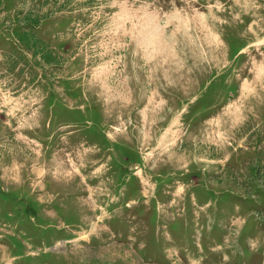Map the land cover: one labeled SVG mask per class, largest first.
Instances as JSON below:
<instances>
[{
	"label": "rangeland",
	"instance_id": "obj_1",
	"mask_svg": "<svg viewBox=\"0 0 264 264\" xmlns=\"http://www.w3.org/2000/svg\"><path fill=\"white\" fill-rule=\"evenodd\" d=\"M188 259L264 264V0H0V264Z\"/></svg>",
	"mask_w": 264,
	"mask_h": 264
},
{
	"label": "flooded vegetation",
	"instance_id": "obj_2",
	"mask_svg": "<svg viewBox=\"0 0 264 264\" xmlns=\"http://www.w3.org/2000/svg\"><path fill=\"white\" fill-rule=\"evenodd\" d=\"M66 3L65 1H62V3ZM75 3V2H74ZM73 3V4H74ZM66 5V4H65ZM19 20H21V21H23V25H22V29L25 31V32H27V33H29L31 30H30V28H29V26H31L32 24H34V25H43L46 21H48L49 19H47V18H43V19H40L38 22H36V20H34V21H32L31 19H28V18H23V19H19ZM25 24H27V25H29V26H27V25H25ZM30 206H27V209L29 208ZM184 262H186V260L184 261ZM180 263H182V260H181V262ZM188 263V261L186 262V263H184V264H187Z\"/></svg>",
	"mask_w": 264,
	"mask_h": 264
}]
</instances>
